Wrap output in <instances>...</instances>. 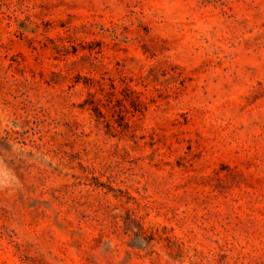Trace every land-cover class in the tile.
<instances>
[{
    "label": "rangeland",
    "instance_id": "1",
    "mask_svg": "<svg viewBox=\"0 0 264 264\" xmlns=\"http://www.w3.org/2000/svg\"><path fill=\"white\" fill-rule=\"evenodd\" d=\"M0 264H264V0H0Z\"/></svg>",
    "mask_w": 264,
    "mask_h": 264
}]
</instances>
